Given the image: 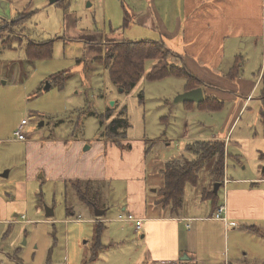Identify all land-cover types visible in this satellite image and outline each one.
Listing matches in <instances>:
<instances>
[{
    "label": "rangeland",
    "instance_id": "obj_1",
    "mask_svg": "<svg viewBox=\"0 0 264 264\" xmlns=\"http://www.w3.org/2000/svg\"><path fill=\"white\" fill-rule=\"evenodd\" d=\"M4 1L5 9H0V135L9 137L11 131L24 122L28 135L33 131L52 130L66 139L86 136V150L87 146L94 144L95 137L103 135L105 125L125 107L130 124L127 137L149 140L145 157L148 176L144 187V209L149 215H170L169 210L157 202L160 198L158 189L164 182L162 167L173 159L193 158V153L187 150L188 145L206 139L205 136L217 135L215 139L226 141L228 177L236 179L239 174L264 178V159L260 158V152L264 153L260 114L262 89L251 95L253 100L250 98L243 110L241 107L246 97L234 91L219 93L224 98L217 97L216 101L222 106L216 109H188L185 105L189 102L176 101L178 95L186 91L185 77L147 78L149 68L158 60L146 62L144 76L130 92L115 84L109 69L96 60L103 56V46L107 48L122 39H154L161 41L167 50L178 48L181 40L173 44L171 41L175 39L167 37L164 32L163 15L157 16L161 23L150 22L148 9L152 8L146 6L150 0H57L52 4L51 0H14V6L0 0V5ZM170 15L183 17L181 13ZM175 32L179 34V21ZM112 37L122 39L113 40ZM30 41L51 42V56L28 59L25 46ZM172 50L166 59L183 66L182 58ZM262 58L260 53L250 56V61L244 60L241 67V72L254 82L261 70L264 74V65L260 66ZM233 64L234 61H225L221 71L228 73ZM58 73L64 76V87L53 82L52 77ZM47 84L51 87L45 90ZM108 112H111L110 118H107ZM41 121L46 122L44 126H39ZM5 144L0 143V191L8 199L15 193L18 180H26V198L18 202V219H22V214L26 219L15 223L0 222V264H82L83 259L92 253L95 229H98L90 204L73 196L69 202L75 212L69 214L63 183L42 178V168L33 173L34 176L29 175L31 168L36 170L41 164H56L54 151L35 150L29 159L24 143ZM57 164L65 166V159ZM7 165L12 170L4 167ZM8 169L10 175L2 176ZM197 185L188 184L185 190L186 205L192 210L202 208L197 203L203 190L212 187L206 168L201 169ZM102 186L99 200H96L99 206L95 208L105 209L107 206L108 212L99 217L111 218V221H104L105 228L99 238L106 247L99 251L95 261L88 264H149L146 245H138L142 230L136 234L133 227L122 230L115 224H121L115 222L117 220L131 225L118 219L120 213L127 212V204L133 202L128 198L127 180L114 179L110 185ZM220 188L219 198L224 193ZM47 207L54 210L51 218L46 216ZM123 215L127 216V213ZM236 228L241 236L238 246L242 249L238 251L240 256L232 250V256L241 258L248 250L254 258L264 256V244L260 247L253 242L256 239L242 238L244 229L239 225ZM118 236L125 237L119 239ZM215 243L219 245L216 239ZM246 257L255 262L250 255Z\"/></svg>",
    "mask_w": 264,
    "mask_h": 264
},
{
    "label": "crops",
    "instance_id": "obj_2",
    "mask_svg": "<svg viewBox=\"0 0 264 264\" xmlns=\"http://www.w3.org/2000/svg\"><path fill=\"white\" fill-rule=\"evenodd\" d=\"M6 1L9 5L14 6V0ZM50 3L54 2L50 1ZM133 5L135 4L133 3ZM146 6L152 8V10L148 9L151 14L150 22L152 21L153 24L157 21L161 23L157 16L163 15L162 22L165 25L166 36L175 39V41H171L173 44L181 40L178 42L177 49L170 50L182 58L183 65L189 71L207 83V85L198 86L203 89L204 99L207 95L214 96L215 93L219 95H215V97L224 98V95L219 93L234 91L246 97L241 107L243 110L246 104L250 102L249 99L253 100L251 95L256 90L262 89L264 92V85H262L264 74H261L263 70L255 82L248 78L249 76H246L244 72H241L244 60L250 61V56L259 53L263 56L260 66L263 67L264 65V0H150ZM1 8L5 9V1L0 5ZM173 13H181L183 17H171L170 14ZM177 21H179L178 35L175 32ZM115 38L121 37H112L111 39L114 40ZM119 41L137 40L122 39ZM106 49L103 46V56L100 57L105 56ZM96 60L104 63L100 58ZM236 60H239L241 65L240 72L230 78L229 72H222L221 67L225 61L228 63L234 61L235 64ZM234 64L230 67L232 68ZM104 65L107 67L105 63ZM151 69L152 66L149 71ZM233 80L235 81L233 82ZM185 102L190 103V105H185L188 109L190 107L193 109L197 107L196 103H200ZM242 102L241 100L240 103ZM237 118L238 116H236L235 121ZM25 129L23 122L11 131L9 137L0 135V143L3 145H7L6 142L24 143V151L27 150L29 159L35 150L54 151L57 159L56 164H41L36 170L31 168L30 176H34L33 173L42 168V178L61 182L63 186L65 181L76 179L97 180L100 182L96 183L98 187L105 185V182L110 185L114 179L127 180V188L130 192L128 198L133 202L128 203L125 207L127 212L119 215L127 213V216L131 214L134 218L143 219V235L138 245H143V243L146 245L145 253L149 264H264L263 255L254 258L249 250L244 251L241 258L236 259L232 256V250L234 254L239 255L238 251L242 249L238 246V239L241 238L236 228L238 225L244 229L242 238L249 236L251 241L256 239L253 242L260 247L264 244V178H250L239 174H237L236 179L230 178L226 168V175L232 181L228 185L226 196L223 193L221 198L218 197L216 205L212 204V200L201 196L197 205L202 206V208L196 207L192 210L186 205L184 198V211L177 217H170L169 214L149 215L150 213L144 209L146 205L144 187L147 185L148 176L145 168V157L149 140H133L126 136L119 141H114L104 132L103 135L95 137L94 144L90 147L87 146L84 150L85 143L88 141L86 136L66 139L54 134L52 130L33 131L32 134L28 135L25 133ZM18 130L27 135V139L23 140L24 142L15 139V132ZM205 138L215 139L218 136L210 138L205 136ZM90 150L92 151L89 152ZM62 159H65V166L57 164ZM4 167L12 170L10 165ZM10 169L5 170L2 176H9ZM235 172L237 173V171ZM135 178L136 180L133 181ZM260 183L262 184L259 185ZM211 184L213 185L212 180ZM26 186V180L19 179L16 183L15 193L8 199L3 197L0 191V222L2 221L3 224L21 222L26 219L23 214L21 215L22 219H18L20 215L18 202L20 199L26 198ZM102 188L104 187L102 186ZM218 191L215 193L218 194ZM224 203L227 208L223 216L227 220L213 218L214 213ZM107 209L105 208L106 211L103 215L108 212ZM53 216H49V218ZM110 219L93 218V221H102L101 223L104 224V221ZM186 219H193L190 221V227H187ZM115 222L121 223L115 224L120 225L119 228L122 230L130 226L135 229L136 234L141 231L137 229L135 221H128L131 225L117 220ZM122 237L125 236H118L119 239ZM231 238H233L232 241ZM215 239L218 240L219 245H216ZM249 248L247 246V249ZM253 253L258 252L253 251ZM180 255H187L190 259L182 260ZM249 255L255 262H251L252 260L246 257Z\"/></svg>",
    "mask_w": 264,
    "mask_h": 264
},
{
    "label": "trees",
    "instance_id": "obj_3",
    "mask_svg": "<svg viewBox=\"0 0 264 264\" xmlns=\"http://www.w3.org/2000/svg\"><path fill=\"white\" fill-rule=\"evenodd\" d=\"M45 46L48 47L46 48ZM52 47L51 42L37 43L30 41L26 44L25 49L28 59H39L51 56ZM169 52L170 50H167L164 44L157 40L119 41L118 43L108 45L105 56L99 58L107 65L112 81L123 91L130 92L137 85L145 74V66L148 60H158L147 74V78L150 80H158L168 76L185 77L187 80L185 86L186 90L193 89L200 85H207L204 80L195 76L186 66L169 63L166 59ZM239 72L240 64L239 60H236L228 76L232 78L239 74ZM63 78L64 76L62 73H58L52 77L53 82L57 83L59 87H64L65 80H63ZM216 100L217 97L215 98L212 95H208L202 102L197 104V107L200 109H216L222 106V104ZM260 100V114L264 135V92ZM214 102L217 103L214 104ZM91 113L95 114L94 112ZM110 113L111 112L107 113V118L111 117ZM103 121L104 120L101 119V123H104ZM129 126V120L126 116V109L124 107L119 115L105 126L104 132L110 139L119 141L127 136V129ZM187 150L193 153V158L183 157L170 160L166 162L160 170L164 182L158 189L160 198L157 202L169 210L170 217H177L181 214V210L184 206L186 187L188 184H198L202 168H206L207 173H210V183L211 180L213 183L210 189L204 188L203 197L212 200L213 205H216L218 202V194L215 193L214 187L216 183L221 182L225 176L227 163L226 155L228 154L225 140H195L188 145ZM260 158L264 159L263 152H260ZM96 183V181H83L77 179L64 182L67 213L73 212V207L69 200L71 197L76 196L79 201L90 204L91 210L95 215V206H99L96 200H99L101 195L100 188H102V186H96ZM107 184L108 182H105V185ZM96 218L100 217L96 216ZM101 222L102 221L95 222V228L98 229H95L96 238L91 248L92 253L90 256L83 259L82 264L95 261L99 256V251L106 247V245H102L99 242L100 234L105 227Z\"/></svg>",
    "mask_w": 264,
    "mask_h": 264
},
{
    "label": "built area",
    "instance_id": "obj_4",
    "mask_svg": "<svg viewBox=\"0 0 264 264\" xmlns=\"http://www.w3.org/2000/svg\"><path fill=\"white\" fill-rule=\"evenodd\" d=\"M15 139L18 140V141H23V140H26L27 139V135L25 133H23L22 131L18 130L15 132ZM226 168H227V165H226ZM232 180L230 178L227 177L226 175V171H225V176H224V180L221 181V185H220V189H223L224 191V196H226L227 192H228V185L229 183L231 182ZM226 204L224 203L223 205H221L217 211L214 213V216L213 218L215 219H223L224 221L227 220L226 217L223 216V213L226 212ZM81 219V215H79V220ZM119 220H125V221H135L137 223V229L138 230H142L143 228V219L141 218H134L133 215H128V216H125V215H120L118 217ZM185 220V219H184ZM193 219H186V221L188 222L187 223V227H190L191 226V222Z\"/></svg>",
    "mask_w": 264,
    "mask_h": 264
},
{
    "label": "water",
    "instance_id": "obj_5",
    "mask_svg": "<svg viewBox=\"0 0 264 264\" xmlns=\"http://www.w3.org/2000/svg\"><path fill=\"white\" fill-rule=\"evenodd\" d=\"M52 2H55L57 0H51ZM50 87V84H47V86L45 88ZM177 102H185V101H195V102H202L204 100V92L202 87H196L190 90H186L185 92L181 93L178 95V97L176 98ZM44 125V121H41L39 123V126H43ZM6 175V174H5ZM221 183L218 182L215 185V191L217 192L219 187H220ZM106 210L105 209H99L98 207L95 208V214L96 216H102L104 214ZM54 215V210L53 208H49L47 207L46 209V216H53ZM182 260H188L190 259V257H188L187 255L182 256L181 257Z\"/></svg>",
    "mask_w": 264,
    "mask_h": 264
},
{
    "label": "flooded vegetation",
    "instance_id": "obj_6",
    "mask_svg": "<svg viewBox=\"0 0 264 264\" xmlns=\"http://www.w3.org/2000/svg\"><path fill=\"white\" fill-rule=\"evenodd\" d=\"M220 188V187H219Z\"/></svg>",
    "mask_w": 264,
    "mask_h": 264
}]
</instances>
